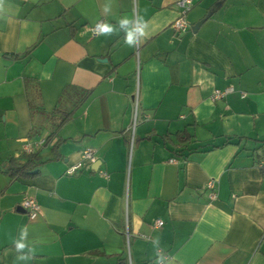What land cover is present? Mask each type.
Returning <instances> with one entry per match:
<instances>
[{"label": "crops", "instance_id": "crops-1", "mask_svg": "<svg viewBox=\"0 0 264 264\" xmlns=\"http://www.w3.org/2000/svg\"><path fill=\"white\" fill-rule=\"evenodd\" d=\"M175 1L0 0V264H264V0Z\"/></svg>", "mask_w": 264, "mask_h": 264}, {"label": "built area", "instance_id": "built-area-1", "mask_svg": "<svg viewBox=\"0 0 264 264\" xmlns=\"http://www.w3.org/2000/svg\"><path fill=\"white\" fill-rule=\"evenodd\" d=\"M175 4L179 10H178V15L176 16V18L171 23V27L175 32H182V31H185V29L188 26L187 21H186V14L189 11V9L191 8L192 0H176ZM98 23H102V21L101 20L98 21L92 27V35L96 34L94 32V29L96 28V25ZM232 90H233V88L231 86L225 87L223 89H215L211 94V99H213V100L220 99L221 97H223L225 94H227L228 92H230ZM136 106H137V97L135 94L133 125L136 121ZM43 142H44L43 140H40L34 144L36 146H38V145H41ZM23 150L25 152H31V145L28 142H26L23 145ZM80 158H81L80 162L76 163L75 165L68 167V169L66 171L68 174L73 173L75 171V169H77L81 165V162L85 161L87 163H93L96 159L94 156V151L91 148L83 149L81 151ZM101 174L105 175V173H103V172H101ZM206 187L208 189L212 190V188L214 187V180L210 179L209 181H207ZM210 196L212 198L215 197L214 193H211ZM20 206L27 212L29 219H34L40 211L38 203L31 196H24L21 203H20ZM161 223H162V221H160V220H157L155 222L156 225H160ZM141 236L143 237L144 235H141Z\"/></svg>", "mask_w": 264, "mask_h": 264}, {"label": "clouds", "instance_id": "clouds-1", "mask_svg": "<svg viewBox=\"0 0 264 264\" xmlns=\"http://www.w3.org/2000/svg\"><path fill=\"white\" fill-rule=\"evenodd\" d=\"M111 11V8L109 6H105L103 8V12L105 14L109 13ZM0 19H3V17H0ZM119 28L123 29L125 32L124 36V42L129 47H136L137 42H141L142 38L146 37L147 35V29L149 27V24L147 21L143 19V17H123L117 21ZM94 32L97 35H112L113 33H117L118 29L116 26L108 23H98L96 25V28L94 29ZM27 236V228L26 226L22 228L21 230V238L19 240L13 241L14 243V250L16 252L15 260L21 261V260H31L36 255V249L35 248H29L28 251L31 253V255H23V251L26 249L27 245L23 242L25 237Z\"/></svg>", "mask_w": 264, "mask_h": 264}, {"label": "trees", "instance_id": "trees-1", "mask_svg": "<svg viewBox=\"0 0 264 264\" xmlns=\"http://www.w3.org/2000/svg\"><path fill=\"white\" fill-rule=\"evenodd\" d=\"M24 160L18 161L14 158H9L7 161V172L11 176L16 175H26V172L29 170H32L35 168V166L38 164V159L36 160L35 155H22Z\"/></svg>", "mask_w": 264, "mask_h": 264}, {"label": "water", "instance_id": "water-1", "mask_svg": "<svg viewBox=\"0 0 264 264\" xmlns=\"http://www.w3.org/2000/svg\"><path fill=\"white\" fill-rule=\"evenodd\" d=\"M96 164H98V161H96V163L94 165H96ZM94 165L92 166L93 168H94ZM18 210H20V208H18ZM22 210H24V209L22 208L20 211H22Z\"/></svg>", "mask_w": 264, "mask_h": 264}]
</instances>
